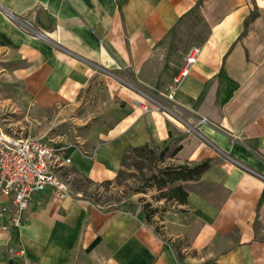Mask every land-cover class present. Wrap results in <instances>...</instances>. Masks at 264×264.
<instances>
[{
  "label": "crops",
  "instance_id": "crops-1",
  "mask_svg": "<svg viewBox=\"0 0 264 264\" xmlns=\"http://www.w3.org/2000/svg\"><path fill=\"white\" fill-rule=\"evenodd\" d=\"M195 13L203 36L189 32ZM191 33L200 53L168 100L187 52L177 63L173 41ZM133 85L172 108L133 107ZM0 90L20 106L97 104L103 127L91 134L101 142L69 163L94 180L114 178L128 146L173 137L181 147L171 162L211 159L181 181L187 201L155 216L166 238L136 196L99 204L59 199L46 185L22 225L4 230L0 218V264H264V0H0Z\"/></svg>",
  "mask_w": 264,
  "mask_h": 264
},
{
  "label": "rangeland",
  "instance_id": "rangeland-1",
  "mask_svg": "<svg viewBox=\"0 0 264 264\" xmlns=\"http://www.w3.org/2000/svg\"><path fill=\"white\" fill-rule=\"evenodd\" d=\"M192 20L193 23L190 24L189 32L192 29V32L200 30V36H203L207 31V21H203L201 13H195ZM196 36L197 34L191 33L190 35L183 37L181 35L177 37L178 39H174L171 51L174 55L172 59H177L176 61L179 63L184 53L188 51L189 46L196 43ZM133 87L132 89L134 92L132 94L139 100H136V102L134 101L133 107H137L139 110L143 111L140 106L141 102H143L151 106L150 110L155 109L165 112L172 108V105L166 99L157 97L149 90L140 88L137 85H133ZM161 90L164 91V88ZM6 95V90H0V127L7 132L15 135L27 133L45 135V137L52 142L66 145L67 154L73 161L78 156L76 153L79 152L84 156H90L92 148L97 145L96 143L101 142L100 139L98 140L99 142L96 141L97 137H95L99 132L96 135L91 134V131H100L103 127H101V122L100 126L94 125V123L98 121L94 120L92 117L93 111L97 112L95 116L101 115L102 113L101 108L97 104L86 107L81 105H53L47 107L36 105L20 106L16 105L14 102H5L3 98H5ZM11 96L14 97L13 95ZM158 102L166 106L165 110L162 108H155ZM108 108L111 112L115 109L112 105ZM144 112L146 113V111ZM146 143L150 146H155L158 150L161 149L165 143H168L169 150L167 156L164 157V161H157L154 159L156 154L148 151V149L142 152L131 149L133 146H137L133 145L128 146L121 157V165L119 168L121 172L120 175L112 179L94 180L72 164L61 166L58 173L69 184V196H83L99 204H114L127 201L132 195L136 196L135 200L139 201L141 204L143 201L149 200L152 205H157L159 209L151 217L152 222L150 224L156 232H159L161 235L164 234L165 236L164 229L161 227L162 225L159 219L155 216L158 215L160 217V215L163 214V210L177 202L174 200L165 201L164 198L156 200L155 196L158 195L159 190L147 186L150 182L147 178L154 171L155 165H163L164 163L171 162L168 154L178 143V140L173 137L162 144ZM138 187L143 189L144 192L135 191ZM173 243L175 248L180 250L179 247L181 243H176L175 241Z\"/></svg>",
  "mask_w": 264,
  "mask_h": 264
},
{
  "label": "built area",
  "instance_id": "built-area-1",
  "mask_svg": "<svg viewBox=\"0 0 264 264\" xmlns=\"http://www.w3.org/2000/svg\"><path fill=\"white\" fill-rule=\"evenodd\" d=\"M8 16L27 33L44 35L31 20L18 17L11 12ZM200 45L192 44L186 52L182 65L169 84L167 99H173L182 78L189 72L200 53ZM143 111L151 106L141 102ZM165 105L157 103V109L165 110ZM205 117L198 122H205ZM67 146L48 140L45 135L27 133L15 135L0 127V218L4 219L1 228L20 226L32 194L48 185L52 194L64 199L69 197L68 182L59 175L61 166L70 163ZM21 252L23 250H20Z\"/></svg>",
  "mask_w": 264,
  "mask_h": 264
},
{
  "label": "trees",
  "instance_id": "trees-1",
  "mask_svg": "<svg viewBox=\"0 0 264 264\" xmlns=\"http://www.w3.org/2000/svg\"><path fill=\"white\" fill-rule=\"evenodd\" d=\"M180 143H177L169 152V156H173L180 149ZM131 149L142 152L148 149L150 152H154L156 156L154 159L157 161H164V157L167 156L169 150V144L165 143L161 149H157L155 146H150L147 143L133 146ZM210 158H206L200 161L191 162H169L163 165H155L154 171L148 176L149 184L147 186L153 187L159 190L158 195L155 196L156 200L164 198L166 200H174L177 203H185L187 201V190L184 188L181 181L197 179L201 174L209 167ZM120 170L117 175H120ZM165 188V189H164ZM167 190V191H165ZM135 191H143L141 188H136ZM142 209L144 217L148 223H151V217L159 210L158 206L152 205L149 200L142 202ZM177 255L180 256V250L175 248Z\"/></svg>",
  "mask_w": 264,
  "mask_h": 264
},
{
  "label": "water",
  "instance_id": "water-1",
  "mask_svg": "<svg viewBox=\"0 0 264 264\" xmlns=\"http://www.w3.org/2000/svg\"><path fill=\"white\" fill-rule=\"evenodd\" d=\"M39 18V22L44 25V26H48L49 25V20L47 17V13L45 9H41L38 15Z\"/></svg>",
  "mask_w": 264,
  "mask_h": 264
}]
</instances>
